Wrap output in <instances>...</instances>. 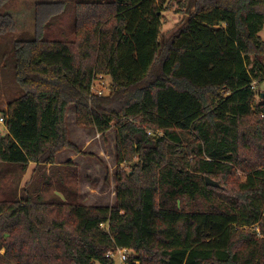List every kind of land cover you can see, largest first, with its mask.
Here are the masks:
<instances>
[{"label": "trees", "instance_id": "1", "mask_svg": "<svg viewBox=\"0 0 264 264\" xmlns=\"http://www.w3.org/2000/svg\"><path fill=\"white\" fill-rule=\"evenodd\" d=\"M8 1L0 35L15 28ZM168 1L78 0L70 41L40 31L13 42L1 193L8 169L52 167L75 149L69 106L79 126H116L117 162H136L117 175L113 207L0 200V264H113L116 248L126 264H264V100L251 88L264 82V0H193L161 43ZM65 6L38 5L40 28ZM103 76L109 93L98 97Z\"/></svg>", "mask_w": 264, "mask_h": 264}, {"label": "rangeland", "instance_id": "2", "mask_svg": "<svg viewBox=\"0 0 264 264\" xmlns=\"http://www.w3.org/2000/svg\"><path fill=\"white\" fill-rule=\"evenodd\" d=\"M78 0H9L3 12L11 15L15 28L12 34L0 35V111H5L8 101L16 97L17 89L13 82V60L10 48L16 39H27L42 31L45 39L50 41H70L74 26V3ZM180 2L187 3L181 8ZM66 4L62 13L51 17L46 24L36 21L38 5ZM163 12V29L161 43L167 41L173 33L187 21L196 7L193 0H170ZM27 35V37H26ZM264 39V30L259 34ZM95 93L101 96L109 93V80L99 77L93 86ZM257 95H264V82L256 88ZM264 100L257 97V101ZM2 113L0 112V118ZM65 126L69 142L75 148L65 149L55 158L50 166L29 165L23 173L18 168L4 172L0 200L14 199L20 201L25 195L45 203L52 201L77 202L84 206L113 207L117 175L132 173L133 159L130 163H118L120 146L117 139V127L112 125L105 134H98L92 127H82L76 122L75 108L69 106ZM0 133L5 128L0 126ZM121 157V156H120ZM5 169V168H3ZM244 174L236 170L235 177L244 181ZM205 179V178H204ZM218 184V183H217ZM219 187V184H218ZM256 233L258 232L255 229ZM3 254V251L1 252ZM130 253H128V256ZM113 264H120L118 255L112 257Z\"/></svg>", "mask_w": 264, "mask_h": 264}, {"label": "built area", "instance_id": "3", "mask_svg": "<svg viewBox=\"0 0 264 264\" xmlns=\"http://www.w3.org/2000/svg\"><path fill=\"white\" fill-rule=\"evenodd\" d=\"M251 88L254 90V91H256V83L255 82H253L252 84H251ZM92 90H93V88H92ZM96 94L98 95V96H101V94H102V91H98V92H96ZM3 117V116H2ZM0 118V126H3L4 127V125H3V118ZM5 128V127H4ZM102 227V226H101ZM115 254H117L118 255V258H119V262H120V264H126V259L128 258L127 256H128V252L126 251V250H122V249H115L114 251H108L107 252V254L105 255V258L106 259H108V260H112V257H113V255H115Z\"/></svg>", "mask_w": 264, "mask_h": 264}, {"label": "water", "instance_id": "4", "mask_svg": "<svg viewBox=\"0 0 264 264\" xmlns=\"http://www.w3.org/2000/svg\"><path fill=\"white\" fill-rule=\"evenodd\" d=\"M261 97L264 98V95H262ZM204 181H205V185L207 187H212V188L218 187V184L216 182L210 180L209 178H205Z\"/></svg>", "mask_w": 264, "mask_h": 264}, {"label": "crops", "instance_id": "5", "mask_svg": "<svg viewBox=\"0 0 264 264\" xmlns=\"http://www.w3.org/2000/svg\"><path fill=\"white\" fill-rule=\"evenodd\" d=\"M8 14H9V12H8ZM11 16V15H10Z\"/></svg>", "mask_w": 264, "mask_h": 264}]
</instances>
